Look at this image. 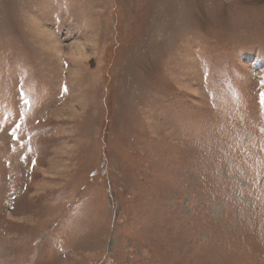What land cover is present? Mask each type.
Masks as SVG:
<instances>
[{"label": "rangeland", "instance_id": "1", "mask_svg": "<svg viewBox=\"0 0 264 264\" xmlns=\"http://www.w3.org/2000/svg\"><path fill=\"white\" fill-rule=\"evenodd\" d=\"M0 264H264V0H0Z\"/></svg>", "mask_w": 264, "mask_h": 264}]
</instances>
